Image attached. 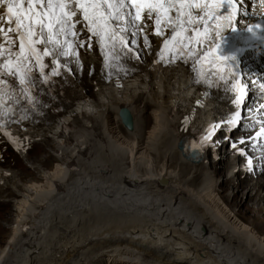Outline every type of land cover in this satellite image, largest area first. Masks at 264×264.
Masks as SVG:
<instances>
[{"label": "bare ground", "instance_id": "6f19581e", "mask_svg": "<svg viewBox=\"0 0 264 264\" xmlns=\"http://www.w3.org/2000/svg\"><path fill=\"white\" fill-rule=\"evenodd\" d=\"M262 12L250 10L248 20ZM137 39L140 58L126 57L122 73L108 68L95 40L93 50L61 58L75 74L56 78V92H47L52 98L45 92L37 97L61 113L8 134L5 155H13L8 165L0 161V194L13 200L0 196V210L11 207L0 219L13 222L1 226L0 237L7 239L0 242V264H264V235L248 224L253 218L242 220L240 209L264 214V136L255 138L264 121L256 116L243 122L257 126L249 134L234 135L242 127L218 132L213 139L228 135L230 141L206 147L199 164L186 160L181 141L202 134L204 120L229 106V94L216 91L205 110L193 109L191 98L202 89L194 85L190 64L161 63V41L154 35L148 44L143 35ZM242 72L256 81L247 102L264 100V63L244 61ZM121 113L130 117V130ZM230 142L244 154L228 150ZM30 147L37 154L48 147L58 164L46 171L40 169L46 160L35 157L25 174L41 171L22 176L30 181L19 185L22 172L15 166L26 169L21 157L29 161Z\"/></svg>", "mask_w": 264, "mask_h": 264}, {"label": "snow or ice", "instance_id": "6c2138e0", "mask_svg": "<svg viewBox=\"0 0 264 264\" xmlns=\"http://www.w3.org/2000/svg\"><path fill=\"white\" fill-rule=\"evenodd\" d=\"M254 0H0V119L7 123L16 117L9 105L24 101L32 110L48 88L55 89L56 78L67 71L75 74L61 58L93 50V40L109 69L127 70V58L139 59L135 52L143 35L148 44L151 35L160 37L161 62L178 60L196 73L194 82L215 86L229 94L235 106L228 118L211 127L194 146L197 151L219 145L230 136L217 132L244 127L242 117L248 108L252 83L241 70V58L250 49L251 40L264 46V18L251 23L248 17ZM243 25V27H241ZM151 46V45H149ZM51 58L46 60V58ZM264 89V76L259 78ZM47 86V87H45ZM205 95H209L205 93ZM264 96V91L261 92ZM199 104L200 101H197ZM47 107V101L43 102ZM264 110V105H261ZM26 116H20L22 121ZM4 125H0V128ZM264 136V127L256 139ZM239 143H245L241 138ZM230 147L244 154L243 148ZM264 159V157H261ZM254 171L252 159H246Z\"/></svg>", "mask_w": 264, "mask_h": 264}, {"label": "rangeland", "instance_id": "374dc122", "mask_svg": "<svg viewBox=\"0 0 264 264\" xmlns=\"http://www.w3.org/2000/svg\"><path fill=\"white\" fill-rule=\"evenodd\" d=\"M86 80L88 81V83H89V85H91L92 83H91V78H86ZM92 91H93V88H91L90 90H89V92H90V95H91V93H92ZM251 100H253V99H251ZM148 126H150V125H148ZM241 132V130H236L235 132H234V135H236L237 136V134H239ZM249 134V133H248ZM46 150H41L40 151V153L39 154H37V151H36V148L35 147H31V149H30V151H31V153H34V154H31L30 155V157H29V161H25L24 159L25 158H23V157H21V159L23 160V163L22 164H24L23 166H24V168H26V169H24V170H22V168H20V167H17V166H15L16 168H17V170L18 171H21L22 172V175H20V176H18L17 177V179L20 177V182H19V185H24L25 183H27V182H29L30 180L29 179H27V178H22V176H24V175H29L30 174V177L29 178H33V177H36L38 174H39V172L41 171H38V173H36V174H31V171H30V173H28L27 172V174H25V171H27V168H29V163L30 162H32V160L35 158V157H39V159H44V160H46L45 162V165L43 164V165H41L42 166V168H40V169H46V171H48V170H51L56 164H58V162H57V160L55 159V157L53 156V154H51V150L48 148V147H46L45 148ZM227 149L229 150L230 149V146H228L227 147ZM7 151V150H6ZM12 155H13V153L12 152H9L7 155H5V158H3V159H1L0 161H1V163L2 164H4V165H8V164H10V162H11V157H12ZM34 161V160H33ZM227 162H229V159H227L226 158V164H227ZM26 165V166H25ZM224 167V168H223ZM223 167H218L217 168V171H219L220 169H226V166H223ZM44 169V170H45ZM216 170V169H215ZM227 176V174L226 173H224V175L222 176L221 174L217 177L218 179L217 180H219L220 182H222L223 181V179H225V177ZM236 179H234V181H235ZM223 190H224V192L223 193H227L226 192V190H228V189H226V187H224L223 186ZM230 190L231 189H229V192H230ZM8 192L6 193V192H3V193H1L0 194V196H1V198H3V197H6L7 199H8V201H12L13 200V198L12 197H9L8 195ZM239 202V201H238ZM230 203H231V205H234V203H232L231 201H230ZM261 203H263V202H261ZM241 209V211H242V220L244 221V218L245 219H252V220H254V221H251V222H248V224H250V226H254V228L256 229V231L260 234V235H264V214H256V215H250V214H245V212H244V209L243 208H240ZM3 212L1 215H0V217H2V216H4V218L6 217V216H8L9 215V213H10V211H11V207H10V210L6 213V211L5 210H0V212ZM252 216V217H251ZM7 218V217H6ZM1 220H3V218L2 219H0V221ZM12 222H13V219H11L9 222H8V224H6V223H3L2 221L0 222V233H2V228H1V226L3 227V225H4V227H10L11 226V224H12ZM2 224V225H1ZM5 230V229H4ZM5 234H8V231H6V233ZM6 239H7V237L5 236V237H0V242L1 243H3V242H5L6 241Z\"/></svg>", "mask_w": 264, "mask_h": 264}, {"label": "water", "instance_id": "95a60500", "mask_svg": "<svg viewBox=\"0 0 264 264\" xmlns=\"http://www.w3.org/2000/svg\"><path fill=\"white\" fill-rule=\"evenodd\" d=\"M126 117H127V116H126ZM122 121H123L124 126H125L128 130H130V129L132 128V122H131V120H130V117H128V120L125 119L124 117H122Z\"/></svg>", "mask_w": 264, "mask_h": 264}]
</instances>
